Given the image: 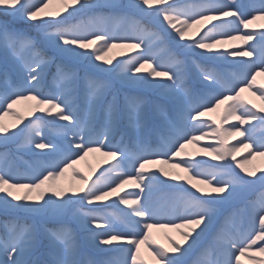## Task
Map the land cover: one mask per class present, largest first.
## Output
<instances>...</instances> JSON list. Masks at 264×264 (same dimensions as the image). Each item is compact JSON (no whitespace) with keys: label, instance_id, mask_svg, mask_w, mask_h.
Masks as SVG:
<instances>
[{"label":"snow or ice","instance_id":"obj_1","mask_svg":"<svg viewBox=\"0 0 264 264\" xmlns=\"http://www.w3.org/2000/svg\"><path fill=\"white\" fill-rule=\"evenodd\" d=\"M47 2L0 0V12L19 18L44 37L41 46L21 31L0 28V54L4 61L0 71L3 89L0 91L3 110L0 143L18 141L20 149L37 158L30 172L13 175L5 167L7 155L0 154V212L12 217L6 234L0 236V264H83L79 259V239L72 229L64 226L45 229L44 243L37 225L29 222L51 214L67 215L73 206H78L72 215L79 231L97 252L127 246L129 259L122 264H146L140 255L143 244L150 249L153 264H184L186 255L210 228L219 205L231 200L239 189L258 182L264 185V169L260 175L242 169L246 176L231 171L227 157L234 149L224 139L217 141L221 147L209 145L203 149L218 162L204 170L197 171V165L206 162L180 158L186 144L209 135L244 137L241 144L253 155H264V138L253 135L257 125L264 126V115H261L264 107L254 111L256 106L248 107L240 95L245 87L252 88L257 72H264V61L259 65L254 63L257 53L254 42L264 41V31L241 33L239 27L233 29V25H238L247 30L252 21L264 19V6L254 8L250 14L236 0H200L185 5H177L176 0H129L128 7L145 16L162 18V23L175 33L172 37L175 50L170 49L169 62L162 64L152 48L155 44L163 45L165 39L151 24L139 25L132 36L117 37L107 30L108 17L104 15L89 16L74 23L69 19L85 10L116 7L111 0H60L66 15L44 13ZM191 29L194 31L190 33ZM225 39H239L247 48L235 45L233 50H220L217 46ZM118 40L140 51L115 63L112 59L104 60L100 53L115 46ZM238 57L253 59L245 61ZM94 61H103V66ZM72 62L90 66L85 75L88 88L83 115L79 114L73 98V85L80 78L71 67ZM225 62L241 65L246 71L237 77L235 73L229 75L212 66ZM53 64L56 67L52 73L54 84L45 93V70ZM113 80L129 89L124 95L123 110L131 135L128 143L122 138L123 147H110L108 143L117 129L119 105L110 102L106 119L99 127L93 117L95 103L103 96L107 83ZM139 88H150L167 101L166 107L155 105L160 116L158 124L151 125L149 114L143 110L144 101L135 94ZM260 99L264 102V92L260 93ZM21 100L35 102L27 120L12 111ZM222 105L220 123L215 128L201 119ZM7 114L16 117V123L6 125L2 117ZM229 117L238 121L239 126L231 124L225 129L223 125ZM50 126L51 134L60 143L46 139ZM204 128L209 131L204 132ZM197 130L201 135L195 134ZM90 152H100L110 158L105 161L108 166L94 179L81 177L79 188L57 186L56 181L65 170L73 168L78 159ZM173 158L180 159L173 163ZM126 163L133 171L125 170ZM157 163L161 167L153 171L149 165ZM164 165L175 167L184 175L170 173ZM197 184L206 185L210 191ZM125 185L137 191H126ZM163 189L176 191L154 203L153 193ZM18 190L23 193L18 194ZM32 192L35 196L30 195ZM113 196L127 211L121 210L119 214L101 211L109 207L105 202ZM257 216L259 227H253L245 236L219 230L214 237L219 255L209 245L202 253L205 259L197 264H240L241 256L250 250L264 256V200L258 209L254 208L253 219ZM118 226L124 230H118ZM152 228L185 230L179 232V240L167 237V245L154 246ZM213 255L215 259L211 258ZM88 264L117 262L101 259Z\"/></svg>","mask_w":264,"mask_h":264},{"label":"rangeland","instance_id":"obj_2","mask_svg":"<svg viewBox=\"0 0 264 264\" xmlns=\"http://www.w3.org/2000/svg\"><path fill=\"white\" fill-rule=\"evenodd\" d=\"M111 2L116 5V8L114 7L111 10H108L107 9L108 7L93 8V9H90L87 13H85V11L78 13L73 18L81 17L80 19H78V20H81V19H87V17L93 16V15H104L108 17L106 21L107 30L110 33L116 35L117 37L125 36V35L132 36L133 34L136 33L138 26L141 24H145L144 22L145 20H147L151 24H153V26L158 27L161 33H164L162 35L164 36L165 43L163 45L155 44L152 48V52L154 55L157 56L158 60L162 64L168 63L171 58V51L175 50V41L172 40V37L175 36V33H172L171 29H168L167 25L162 23V18H156L155 16H150V17L145 16L142 13L128 7L129 0H111ZM199 2L200 0H176L177 5H185V4L199 3ZM236 3L238 6L242 7V9L246 13H250V14L253 12L254 8H259L261 6H264V0H236ZM120 4H123L126 7H121ZM62 9H63V5L60 3V0H48L47 7L44 9V13L53 14L56 12H61L62 15H66V13H63ZM84 13H85V17L82 18ZM4 27L8 28L9 30H17L21 32L26 31L24 21L20 20L19 18H13L10 15L0 12V28H4ZM237 27H239V31L241 33H243L244 31H248V30H255L257 32L264 31V19L257 18L256 20L252 21V23L249 26V29L247 30L244 29L243 26L233 25V29H236ZM192 31H194V29L189 30L190 33ZM37 34L40 39V43L43 45V40H44L43 35L39 32H37ZM249 43H253V42H249ZM254 43L257 48V53L255 54V57H254V63L259 65L261 64L262 61H264V41H256ZM235 45H243L245 48H247V45H245L244 42L239 39H236V40L225 39L224 43L222 45H218L217 47L220 50H223V49L233 50V46ZM139 51H140L139 49H133L131 47L124 46V43L118 40L115 46L108 49L106 52L100 53V55L103 56L104 60L112 59L113 63H115L116 60H125L128 58V56L136 55L137 52ZM229 59H232V58H229ZM236 59H242V60L247 61L253 58L238 57ZM2 63L0 60V67ZM94 63L101 64L103 66V61H94ZM212 66L217 67L218 70L226 74H229V75L232 73H235L237 77H242L243 72L246 71V69H244V67L241 65H232L226 62L214 64ZM82 78L84 82L78 81L76 84L73 85V88H74L73 98L74 99H76L77 93L79 92L82 93L85 99V93L87 91L88 86L85 80V76H83ZM248 79H251V77L249 76ZM53 84H54V81L52 85ZM107 86H108V83H107ZM107 86L105 88V91L101 99L97 101L94 105L93 117L95 118V114L97 113L98 110H100V113H99L101 117L100 123L104 122L106 119V113L109 108L110 102L116 103V97L114 94L115 92H113V94H111L110 97L106 99ZM145 89H149V88H145ZM149 90L153 91L152 89H149ZM127 92H124V93H127ZM261 92H264V72H257L252 88L249 89L245 87L244 90L240 93V95L244 101L248 102L247 104L248 107H251L252 105L256 106V108L253 109L255 111L256 109L264 107V102H262L260 99ZM135 94L140 96L143 99L144 101L143 110L146 113L148 112L145 106L147 104H150V108H151L150 117L158 116L157 122L159 123L160 116L156 111L155 105L159 103L160 105L166 107L167 101L161 98L160 96H158L157 98L150 97L147 95V93H141V94L135 93ZM84 107L85 105L83 106V114H84ZM23 108L25 109L26 112H29L30 110L29 100L27 101L23 100ZM123 109H124V106L120 109V115L124 114ZM222 109H223V105L221 106L220 109H217L216 111L205 113V116L202 117L201 119L204 120L206 124H211L212 128H215L216 125L220 123ZM2 111L3 110L0 109V112ZM12 111L18 113L17 104L13 106ZM261 115H264V113H261ZM119 117L121 118V116ZM2 119H3V122L9 126L16 123V117L12 116L11 114L3 115ZM213 121H215V123H212ZM100 123L98 127L100 126ZM158 123L151 121V125H155ZM252 123L255 124L256 122L253 121ZM231 124H237L239 126L238 121H236L232 117H229L228 120L224 123L223 127L227 129ZM115 131L113 132L112 136L110 137L108 141L109 146L110 147L111 146L123 147V144H121L122 138L124 140V143H128V138L131 135V133L128 131L129 134H127L125 131L119 130V134L116 136L117 137L116 140H113ZM203 131L208 132L209 129L204 128ZM195 134L199 136L201 135V131L197 130ZM253 135L256 138H264V126L257 125V127L254 130ZM45 136H46V139L48 140H52L56 143H60V141L57 140L56 137L51 134V126L49 127L48 130H46ZM220 139H224L225 144L229 148L234 149L231 152V155L227 157L228 164L230 166L231 171L237 173L236 171H242V169H245L247 171H255L256 173H258V171L262 169V167L264 166V155H253L249 148L241 144V141L244 140V137L229 136V137L224 138V137H212L209 135L196 143L186 144L184 147V150L188 148L191 149L193 147L206 148L209 145H211L212 147H221V145L217 142ZM245 143H247V141H245ZM24 153L29 154L30 152L28 153V151L20 149L18 147V144L14 145V151L12 153H10L9 150H3L2 152H0V154L7 155L8 162L5 165V167L10 168L11 173L13 175H16L17 173L19 174L28 173L30 172L31 167L35 166V162L37 158L34 156L28 158L22 155ZM86 157L87 155L84 156L83 159H78L77 162L84 161ZM73 158L75 159V157ZM180 158L190 160L191 162H195L194 160L190 158H185L182 156ZM180 158H173L172 162L174 163L175 159H180ZM114 162L115 161H112V163ZM215 163H218V162H215ZM237 165H240V167H238ZM149 167L153 171H155L159 167H161V165L157 163V164L149 165ZM164 167H165V170L170 173L179 172V169L175 167H169L168 165H164ZM207 167H208V164L200 163L197 165V171L204 170ZM125 170L133 171V168L130 164L126 163ZM242 172L245 173L244 171ZM244 176H246V173L244 174ZM81 177H91L94 179L96 176H91L88 170H86L84 173L78 172V171H75L74 173L72 170L70 175L67 172H64V174L58 178V180L56 181V184L57 186L61 188L76 189L81 186ZM169 183L171 184L174 182L169 181ZM193 183H195V181H193ZM184 186L186 188H189V190L194 191L193 189L190 188V186L187 183H184ZM197 187L210 191V189L206 185H203V184H197ZM124 188L126 191H129V192L137 191V189H135L131 185H125ZM175 191H176L175 189H163L162 191H156L153 193V197H152L153 202L159 203L162 201V199L165 196L171 195ZM22 193H23V190H18V194H22ZM35 194H36L35 192L30 193L31 196H35ZM120 194L123 195V192H121ZM48 195H50V193H48ZM262 200H264V188H263V185L258 182L255 185L249 186L247 188L239 189L231 200L219 205L217 215L214 217L210 228L199 238L197 243L193 246L190 252L186 255V257L184 258V264H197L198 261H203L205 257L202 255V253L204 249L207 248L209 245H212L215 250L216 255H219L220 249L218 245L214 244V237L217 234V232L221 229L227 232H231L235 234L237 237H241V236L247 235L253 227L258 228L259 227L258 216L256 217L255 220L253 219L254 208L258 209ZM113 201H116V202L113 203ZM105 203L108 204L109 207L106 209H101V211L113 212L117 214H119L121 210L127 211L126 206L120 205L118 200H116L115 196L107 200ZM76 207L78 206H73V209L69 211L66 217L65 215H54V214L47 216V218L50 219V221H55L58 223V225L49 227V226H45V224H41V226L38 227L41 233L40 238L44 243H46V241L44 240V230L45 229H57L61 226H64V227L72 229L78 236L79 243L81 246V253H80L79 259L83 262V264H88L89 261H93V262L99 261L101 259L112 260V261L117 262V264H122V262L129 259L127 252H126L127 246L124 249L114 247L113 251H108V252H103V253L97 252L96 249L87 242L84 234L81 231H79L78 223L73 219L72 214L75 211ZM222 207H224V209ZM227 207L228 209L225 210V208ZM71 223H73V225H71ZM118 230H124V229L122 226H118ZM184 230L185 229L177 230L173 228H152L150 229V232H151L152 240L156 242L154 246H158L159 244L167 245L168 243L166 239L167 237H171L173 240H179L180 239L179 232L184 231ZM0 236H1V233H0ZM259 243L260 242H258V245ZM140 255L143 258V260L146 261V264H153L152 257L150 255V249L143 244L141 245V248H140ZM216 255H213L211 258L215 259ZM261 261H264V256H261L258 252L254 250H250L248 254L241 256L240 258V264H261Z\"/></svg>","mask_w":264,"mask_h":264},{"label":"trees","instance_id":"obj_3","mask_svg":"<svg viewBox=\"0 0 264 264\" xmlns=\"http://www.w3.org/2000/svg\"><path fill=\"white\" fill-rule=\"evenodd\" d=\"M121 2V1H120ZM123 2V1H122ZM124 3V2H123ZM121 7H126L125 5L123 4H120ZM145 24H151L149 21L145 20L144 22ZM25 24V29L26 31H24L23 33L36 40L37 43L39 45L42 46V44L40 43V39L38 37V34H37V30L34 28V27H29L28 24ZM151 26L156 29L152 24ZM16 28V27H14ZM23 29V28H22ZM49 55H52L51 52H49ZM0 60H1V67H0V71L3 70L4 68V61H3V56L2 54H0ZM71 67L75 70L76 74L79 76V82H84L83 80V76L86 75V72H89L90 71V66L89 65H86V64H80V63H76V62H72L71 63ZM56 71V67L55 65H50L48 68H46L45 72H46V79H45V83H44V86H43V91L45 93L48 92L49 90V87L52 85L53 83V77H52V73H54ZM82 89V87H81ZM150 89V88H149ZM149 89H145V88H139L135 91V93H147L148 96L150 97H158V94L155 93V91H150ZM2 85H0V91H2ZM129 91V89L125 86V85H121L118 81H110L108 82V86H107V94H106V99L109 98V96L111 94H113V92H115V97H116V103L119 105V108L121 109L124 105V95L125 93L124 92H127ZM30 102V108L34 105V101H31L29 100ZM76 102H77V105L79 107V114L80 115H83V106L85 105V99L82 95L81 92L77 93V96H76ZM146 109L147 106L145 107ZM149 110V109H148ZM17 111L19 113V115H22L26 118H28V112L25 111V109L23 108V100L19 101L17 103ZM121 118L119 117L118 119V122H117V127L118 129L115 131V134L113 136V140H115L117 137V135L119 134V130L120 131H127V120H126V117L125 115H120ZM157 117H151L152 120L156 121L157 122ZM122 129V130H121ZM126 132V133H127ZM129 134V133H127ZM19 142L18 141H13V142H8L7 144H4V143H0V152H2L3 150H9L10 153H12L14 151V145L15 144H18ZM203 149L204 147H193V148H188V149H185L182 153H181V156L182 157H185V158H190L194 161H203V162H206V164L209 165H212V164H216L215 162L217 161H213L211 159L210 156L206 155L204 152H203ZM37 151V150H36ZM101 151H106L105 149H102ZM29 153V152H28ZM23 156H26L28 158L32 157V153L30 152L29 154H22ZM194 158V159H193ZM106 160H110V158L108 157H105V156H102L100 152H90L87 154V157L84 161H78L77 163H75L73 165V168L78 171V172H82L84 173L86 170H88L91 174V176H96L100 173V171H102L104 168H106L107 164H105V161ZM205 164V163H204ZM73 168H70V169H66L65 172H67L69 175L71 173V171L73 170ZM262 169H264V166L262 167ZM260 169L257 173V175H260L261 174V170ZM180 172V170H179ZM239 175H242L244 176L245 173H243L242 171H236ZM181 175H184L183 172H180ZM264 186V185H263ZM205 190V189H204ZM207 192V190H205ZM224 209V207H222ZM66 217V215H65ZM12 219V217L8 214H5L3 212H0V233H1V236H3L5 233H6V230H7V226H8V222ZM65 220V219H64ZM67 220V219H66ZM30 223L34 222L37 227H40L41 224H45V226H49V227H52V226H57L58 223L55 222V221H50V219L47 218V216H44L42 218H40L39 220H36V221H32L30 220L29 221ZM42 241V240H41Z\"/></svg>","mask_w":264,"mask_h":264}]
</instances>
